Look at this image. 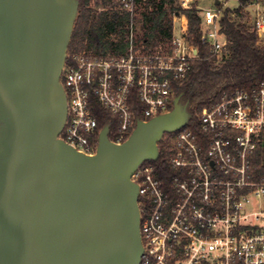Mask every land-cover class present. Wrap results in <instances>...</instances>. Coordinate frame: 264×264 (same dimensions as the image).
<instances>
[{
	"label": "built area",
	"instance_id": "obj_1",
	"mask_svg": "<svg viewBox=\"0 0 264 264\" xmlns=\"http://www.w3.org/2000/svg\"><path fill=\"white\" fill-rule=\"evenodd\" d=\"M110 1L129 18L125 51L69 52L60 74L67 108L59 138L85 155L95 153L104 126L109 141L121 144L138 120L171 110L175 83L198 59L182 15H173L168 51L148 54L137 49L133 27L147 0ZM213 1L218 5L196 9L200 39L218 64L229 56L219 8L228 0ZM249 4L256 7L249 27L263 42L264 0ZM96 105L107 114L102 128ZM195 116L200 134L185 127L174 133L169 190L150 163L130 178L138 188L139 264H264V81L220 91Z\"/></svg>",
	"mask_w": 264,
	"mask_h": 264
},
{
	"label": "water",
	"instance_id": "obj_2",
	"mask_svg": "<svg viewBox=\"0 0 264 264\" xmlns=\"http://www.w3.org/2000/svg\"><path fill=\"white\" fill-rule=\"evenodd\" d=\"M77 12V0H0V264H139L130 178L191 117L177 95L121 144L108 126L93 155L64 143L60 74Z\"/></svg>",
	"mask_w": 264,
	"mask_h": 264
},
{
	"label": "trees",
	"instance_id": "obj_3",
	"mask_svg": "<svg viewBox=\"0 0 264 264\" xmlns=\"http://www.w3.org/2000/svg\"><path fill=\"white\" fill-rule=\"evenodd\" d=\"M77 1L78 12L67 53H123L129 33L128 15L115 11L110 0H102L104 10L99 12L91 5L93 0ZM176 1L147 0L139 5L134 16V41L137 49L143 53L155 54L159 48L168 51L173 30L171 17L180 14L186 19L187 36L197 50L198 59L191 61L184 79L175 83L174 93L181 95L182 103H187L191 114L184 127L200 134L195 114L216 98L220 91L250 89L264 81V41H259L257 33L243 22L241 10L252 0H238L236 10L223 12L221 31L228 42L229 56L216 64L200 39V18L196 5L183 9L177 6ZM113 36L118 39L117 42L113 41ZM95 111L99 128H102L106 124L107 114L97 105ZM174 136V133L164 134L158 143L157 160L144 162L154 166L156 176L167 190L173 175L169 160L173 154Z\"/></svg>",
	"mask_w": 264,
	"mask_h": 264
},
{
	"label": "rangeland",
	"instance_id": "obj_4",
	"mask_svg": "<svg viewBox=\"0 0 264 264\" xmlns=\"http://www.w3.org/2000/svg\"><path fill=\"white\" fill-rule=\"evenodd\" d=\"M197 1L196 0H177L176 4L177 6L183 8V9H187L190 8L192 5H196ZM229 6L231 7H236L238 5V3L235 0H229L228 2ZM94 9H96L98 12L101 10H104L103 5H102V0H93L92 4ZM199 5L202 8H212L213 7V0H200ZM197 6V5H196ZM172 16V20H173ZM181 22L184 23V21L181 19V21H177L176 24H179ZM114 42H117L118 39L115 38L114 36L112 37ZM167 51V50H166ZM166 51H162L160 48L157 50V53H165Z\"/></svg>",
	"mask_w": 264,
	"mask_h": 264
},
{
	"label": "crops",
	"instance_id": "obj_5",
	"mask_svg": "<svg viewBox=\"0 0 264 264\" xmlns=\"http://www.w3.org/2000/svg\"><path fill=\"white\" fill-rule=\"evenodd\" d=\"M196 1H197L196 5L200 6L199 5L200 0H196ZM235 1L238 3V0H235ZM228 2H229V0L225 4L220 5L219 8H221L223 11H225V10L234 11L239 7V3L236 7H231V6H229ZM213 4L218 5V3L214 2V1H213ZM214 5H213V7H214ZM255 9H256V7L254 4L247 3L241 10V15L243 16V22L246 23L248 26H249V20H251V15L255 11Z\"/></svg>",
	"mask_w": 264,
	"mask_h": 264
}]
</instances>
